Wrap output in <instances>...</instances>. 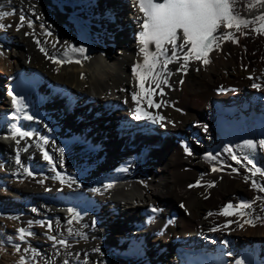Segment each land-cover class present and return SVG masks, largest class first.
<instances>
[{"label": "bare ground", "instance_id": "obj_1", "mask_svg": "<svg viewBox=\"0 0 264 264\" xmlns=\"http://www.w3.org/2000/svg\"><path fill=\"white\" fill-rule=\"evenodd\" d=\"M249 2L238 0L237 7ZM134 4L0 0V12H15L0 21L11 25L0 29V264H17L20 255L27 264H264V192L252 187L253 179L264 186V176H253L245 159L264 169V149L244 146L264 139V35L251 31L254 26L243 29L248 35L222 28L239 42L218 41L210 63L190 60L186 71L178 70L183 53L167 71L160 56L154 71L168 84L157 88L151 77L144 80L153 103L162 105L151 107L133 73L144 60L142 14ZM261 13L264 6L245 7L243 14L240 8L249 19ZM21 14L32 27L17 31ZM69 45L86 52H71ZM52 56L65 62L53 63ZM133 92L145 111L164 121L150 126L147 118L136 119ZM17 129L32 136H17V144L11 138ZM208 153L216 159L206 160ZM197 181L200 186L189 187ZM241 201H255L244 210L261 218L255 226L240 227L246 217L219 214ZM229 220L236 223L223 227ZM21 227L33 233L25 241L16 231ZM16 244L38 255L17 253Z\"/></svg>", "mask_w": 264, "mask_h": 264}, {"label": "snow or ice", "instance_id": "obj_2", "mask_svg": "<svg viewBox=\"0 0 264 264\" xmlns=\"http://www.w3.org/2000/svg\"><path fill=\"white\" fill-rule=\"evenodd\" d=\"M10 2V0H9ZM238 0H135L134 6L138 7L139 12L142 14L137 17V21L140 26V31L138 32V39L140 42V52L144 55L143 64H137L133 67V73L141 81V91H147V103L151 107H161V104H154L152 97V90H145L143 88L144 80L151 77L152 81L156 84L157 88H160L161 83L168 84L166 78L157 79L160 77L159 72H155L157 65L160 63L159 57L163 56L164 61L162 68L167 71V65L172 63L173 60H179L180 57L177 55V52L183 53L184 63L181 65V68L178 70L186 71L188 62L190 60L202 61L203 64L207 65L210 63L209 53L213 51L214 47L219 48L220 44L218 41L231 40L234 43H238L237 37L232 31L221 32L222 28L232 29L233 27L237 32H240L242 35H248L249 32H244L243 29L251 28V31L255 32L257 35H264V13H261L254 18H245L240 14V8L237 7ZM264 6V0H250L249 3L244 5L249 11L254 7ZM14 11H2L0 12V21L5 17L14 15ZM29 28L32 27L31 21H26V18L23 14L19 16V23L17 25V31L20 28L25 26ZM6 27H11V25H5L0 22V29ZM29 35L31 33H25ZM48 35H51L49 32ZM182 41L181 43H177ZM36 43L39 45L40 41L37 40ZM155 45V52H149V45ZM165 45L171 46V57L167 55L169 49ZM187 47V51L184 49ZM69 50L74 53H85L86 49L83 47H74L69 45ZM41 52H44L45 56H48L46 50L41 47ZM3 54V53H0ZM87 56H84V59H87ZM53 63L61 64L65 61L57 59L55 56L49 57ZM79 63L80 61H76ZM171 73H169L170 75ZM83 78V74H82ZM249 79H252L250 76ZM253 88H260L259 84H252ZM223 91V89H221ZM161 94H163V89H161ZM132 99L136 101V109L133 113L136 119L147 118L152 120L154 123H161L164 121L165 117L156 115L153 116L151 113L145 111L140 106V94L137 92L132 93ZM12 103L19 107V101L13 96ZM27 119H32L31 116H28ZM17 136L20 137H30L32 136L31 132H20L18 129L11 133V138L15 140L17 144L20 143L16 139ZM47 141H45L46 143ZM244 146L253 152L256 151L257 147L264 149V139L254 142L252 140H247L244 142ZM26 150V149H25ZM185 151L188 155H192V152L189 148L185 147ZM225 151L231 152V149H225ZM43 158L51 162L52 158L47 151L44 152ZM206 160H215L216 156L211 153L206 154ZM232 159L240 162L239 158L233 154ZM247 164L251 167L248 169L253 176L257 173H260L261 176H264V169L257 167L254 159H248ZM17 163H19V157L17 155ZM216 167H213L212 171H218ZM234 172L237 169H232ZM29 175L32 173L29 171ZM57 178L61 179V183H65L62 177L57 174ZM245 182L249 181V177H245ZM43 183V181H39ZM73 182H69L68 186L71 187ZM200 186V182L197 181L195 185H189L190 188ZM214 182H209L207 187H214ZM111 187V185H107ZM252 187L258 189L260 192H264V186L258 184L254 179L252 180ZM97 191H99L97 189ZM207 198V197H205ZM261 199V197H257ZM255 201L246 203L241 201L239 205L234 206L232 203H228L223 207L221 213L224 216L239 215L240 217H246L243 221V224H240V227H243L244 224H251L255 226V220L261 219L260 217L252 218L249 213H246L245 209H252ZM183 208L184 205L181 204ZM152 212H158L160 209L153 207ZM264 211V208H262ZM69 212L72 213L73 210L69 209ZM78 214H73V219L77 218ZM209 216L214 215V213L209 212ZM72 221L69 220V224ZM171 223V221H169ZM236 223V221L229 220L223 227ZM47 227L51 229L52 224L48 223ZM213 231L216 229L213 228ZM19 234V240L25 241L27 236H31L33 233L21 227L16 229ZM72 229H69L71 233ZM79 235V233H77ZM48 239L54 241V244H59L64 247H69L66 240L57 239L56 236H48ZM15 250L17 253L23 251L24 253L32 252V259H35V256L38 255L35 250L24 248L21 249L20 244L15 245ZM27 257L25 255H20L19 261L17 264H27ZM64 264H68V261L65 260ZM237 264H243L242 261H237Z\"/></svg>", "mask_w": 264, "mask_h": 264}, {"label": "rangeland", "instance_id": "obj_3", "mask_svg": "<svg viewBox=\"0 0 264 264\" xmlns=\"http://www.w3.org/2000/svg\"><path fill=\"white\" fill-rule=\"evenodd\" d=\"M240 8H241V12H242V14H243L244 11H245V7H240ZM168 47H171V46L169 45ZM119 210H120V208H119V205H118V211H119ZM174 210H176V211H180L179 209H174ZM120 211H121V213L124 214V211H123V210H120ZM105 231L109 232L108 229H105ZM80 256H82V254H80ZM106 264H109V263H106Z\"/></svg>", "mask_w": 264, "mask_h": 264}, {"label": "water", "instance_id": "obj_4", "mask_svg": "<svg viewBox=\"0 0 264 264\" xmlns=\"http://www.w3.org/2000/svg\"><path fill=\"white\" fill-rule=\"evenodd\" d=\"M164 59V58H163Z\"/></svg>", "mask_w": 264, "mask_h": 264}]
</instances>
